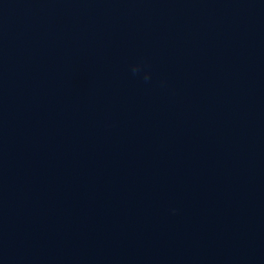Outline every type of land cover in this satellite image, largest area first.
I'll list each match as a JSON object with an SVG mask.
<instances>
[{"label":"water","instance_id":"1","mask_svg":"<svg viewBox=\"0 0 264 264\" xmlns=\"http://www.w3.org/2000/svg\"><path fill=\"white\" fill-rule=\"evenodd\" d=\"M0 264H264V0H0Z\"/></svg>","mask_w":264,"mask_h":264}]
</instances>
